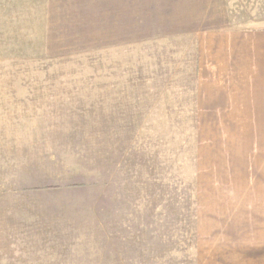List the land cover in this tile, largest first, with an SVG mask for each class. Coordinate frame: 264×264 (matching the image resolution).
<instances>
[{
	"label": "rangeland",
	"instance_id": "374dc122",
	"mask_svg": "<svg viewBox=\"0 0 264 264\" xmlns=\"http://www.w3.org/2000/svg\"><path fill=\"white\" fill-rule=\"evenodd\" d=\"M218 33L264 0H0V264H264V113L217 93Z\"/></svg>",
	"mask_w": 264,
	"mask_h": 264
},
{
	"label": "crops",
	"instance_id": "0c3cea01",
	"mask_svg": "<svg viewBox=\"0 0 264 264\" xmlns=\"http://www.w3.org/2000/svg\"><path fill=\"white\" fill-rule=\"evenodd\" d=\"M209 39L212 40H201L200 54L209 50L212 66L217 69V93L227 88L231 91V104L260 107L263 109H255L256 112L264 113V34L218 33L209 35ZM228 73L232 79H224Z\"/></svg>",
	"mask_w": 264,
	"mask_h": 264
}]
</instances>
